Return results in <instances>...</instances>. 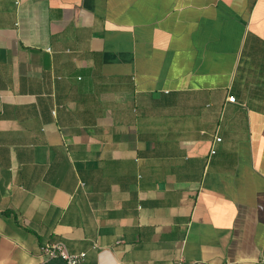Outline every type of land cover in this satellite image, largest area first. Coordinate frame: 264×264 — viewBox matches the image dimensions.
I'll return each instance as SVG.
<instances>
[{
    "label": "crops",
    "instance_id": "obj_1",
    "mask_svg": "<svg viewBox=\"0 0 264 264\" xmlns=\"http://www.w3.org/2000/svg\"><path fill=\"white\" fill-rule=\"evenodd\" d=\"M53 242L264 264V0H0V264Z\"/></svg>",
    "mask_w": 264,
    "mask_h": 264
},
{
    "label": "built area",
    "instance_id": "obj_2",
    "mask_svg": "<svg viewBox=\"0 0 264 264\" xmlns=\"http://www.w3.org/2000/svg\"><path fill=\"white\" fill-rule=\"evenodd\" d=\"M229 101L234 102L235 97L230 96L228 98ZM217 141L221 140V137L216 138ZM211 153H215V150L212 149ZM41 256L47 259H56L60 258L64 260L65 264H80L86 257L85 252L81 253H70L63 242H53L47 243L41 247ZM179 264H186V263H179Z\"/></svg>",
    "mask_w": 264,
    "mask_h": 264
},
{
    "label": "trees",
    "instance_id": "obj_3",
    "mask_svg": "<svg viewBox=\"0 0 264 264\" xmlns=\"http://www.w3.org/2000/svg\"><path fill=\"white\" fill-rule=\"evenodd\" d=\"M44 264H65V262L60 258H56V259H50Z\"/></svg>",
    "mask_w": 264,
    "mask_h": 264
}]
</instances>
